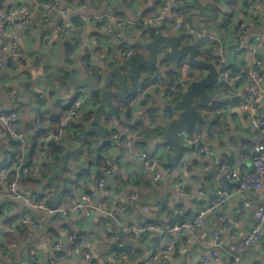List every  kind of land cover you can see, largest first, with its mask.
Here are the masks:
<instances>
[{"label":"crops","instance_id":"obj_1","mask_svg":"<svg viewBox=\"0 0 264 264\" xmlns=\"http://www.w3.org/2000/svg\"><path fill=\"white\" fill-rule=\"evenodd\" d=\"M45 1L47 0L0 2V15L21 5H27L31 13L27 27L14 21L7 24L5 17L0 16V46L3 41L9 42L10 38H15L22 44L27 56L24 63L16 64L15 59L0 48V60L3 62L0 67V112L13 108L21 110L20 125L26 134V158H30L32 152L34 133L37 130L51 129L54 120L61 117L77 94L76 88L54 91L42 74L49 75L60 88L59 86L69 81L71 71L79 77L87 74L82 59L94 58L96 66L106 79L109 68L128 59L125 55L128 49L133 50L131 56L136 54L149 56L146 48L135 47L134 42L139 39L146 42L150 40L149 34L152 31L151 27L154 26H144L141 22L144 18L160 14L162 11L160 1L163 2V0H63L62 5L69 9L68 16L72 19L73 25H67V30L62 31L61 20L54 14H51L49 20H45L46 12L42 7ZM175 1L171 0L172 7ZM192 1L196 3V14H193V18L197 21L198 27L220 37L222 51L228 57L230 73L239 70L234 78L233 76L232 79L230 78L229 88L224 89L222 84H215L209 88V95L212 98L207 105H200L206 129L200 133V128H195V133L204 138V142L217 158H230L242 172H250L253 154L250 149H244L243 146L261 141L263 138L251 125L249 120L251 112L242 106L246 101L244 97L248 85L243 74L248 73L246 68L251 65L253 58L250 55H242L240 51L231 52V48L237 42L238 28L242 20L247 21L254 40L264 38V6L260 1L255 0ZM230 7H235L234 13H231ZM112 9L134 22L133 28L122 42L115 40L104 24V19ZM169 16L171 21L162 33L172 36L178 34L179 30L173 25L176 14L171 11L167 13L166 18ZM76 17L81 18L83 24L81 29L77 27L80 22L76 24ZM159 25L162 26L163 23ZM211 46L207 39L199 41L198 56L206 54ZM98 49H101L100 54L94 52ZM98 55L102 56L98 58ZM158 59L162 61L159 67L153 69V78L145 79L147 72L141 69L140 85L150 82L158 73L163 76L168 74L166 69L173 58L167 53L164 57L158 54ZM262 61L260 73L264 75V52ZM181 62L189 63L187 57ZM204 73V69H195L194 75L199 77ZM125 74L128 81H131L128 69L125 70ZM27 80L37 81L39 91L35 90L34 83H26V92L30 96L24 95L21 82ZM216 88L218 90H215ZM14 90L19 94L18 99L12 93ZM83 90V95L90 98L89 89L83 88ZM40 95L43 96L42 100ZM150 96L155 119L149 129L144 128L141 120L142 103L137 98V92L131 98L115 100L120 117L109 119L103 114L100 115V122L106 127L107 134L101 136L98 132H92L91 134H94L92 146L89 148L84 141V148L68 155L66 167L53 179L58 187L56 195L58 206L64 207L69 200L78 199L79 191H92L95 181L103 178V187L99 188L96 197L91 201L93 205L105 204L103 210L52 216L29 211L30 207L25 201L10 196L0 201L2 246L0 256H4L8 264H47L56 254L57 242L61 243L63 250L67 252L71 247L78 245L82 250L81 253L83 251L90 253V261L97 264H202L200 259L204 254L210 253L214 232L219 226L217 217L211 213L205 217V224L199 231L187 233L182 240H177L173 250L170 251L166 250L167 238L158 233H146L130 243L126 250L122 249L127 242L126 239H114L119 235L122 225L135 227L149 219L162 222L165 221L168 212L174 215L172 222L180 224L186 220L188 214L199 210L203 201L199 193L201 188L211 198L220 188L232 187V183L221 173L205 168L206 160L188 146L181 136L185 147L181 150L180 157L176 161L172 160L175 154L174 145L171 146L164 140L167 122L170 119L166 114L171 109L172 101L158 91H153ZM97 105H93L92 100V103L85 106L83 112L75 119L72 128L66 131L64 139L66 148L79 146L73 131L77 132L81 127L86 129L92 126L86 121L85 113L91 109L95 110ZM164 115L167 118H164ZM253 115L264 117V99ZM2 127L0 121V130ZM131 132L137 133L138 137L134 141L144 149L157 151L165 145L172 147L169 158L166 159L169 174L163 176L162 180L155 181L152 174H144L143 164L127 154L124 138L125 134ZM115 133L116 137H114ZM72 136L74 140L71 141ZM43 137L39 142L41 144ZM232 145H236L237 148H232ZM21 152L20 141L0 137V164L3 167L4 162L9 165L13 154L17 153L16 157H18ZM98 154L104 155L105 159L110 158L115 165L113 170L107 172L110 167L107 164V171L99 178L96 177L97 166L89 164ZM32 156V163H35L39 158V151ZM47 162L49 161L41 160L39 168ZM61 165L60 161L53 174ZM87 168L90 169V175L79 177V171ZM5 169L6 166L0 173ZM7 176L4 179L0 178V189L3 192L7 190ZM180 176L191 188L189 195L181 192L176 181ZM48 179L34 191L26 190L22 183L23 191L33 198L43 196V200L47 198L52 200L56 188L48 183ZM67 191L70 197L66 195ZM248 198L251 200L250 206L245 205V197L235 195L224 209L227 220L224 232L225 249L231 243L241 241L255 223L253 212L261 204L262 197L251 193ZM26 212L30 214L32 212V217L41 226L34 227L23 223L22 217L27 214ZM109 214L114 217V222L108 219ZM64 236L68 238L67 245L63 242ZM114 244L118 247L113 248ZM131 248L138 254L131 253ZM32 250L36 251V254H33ZM227 261L228 256L224 254L222 264H226ZM67 262L65 259L60 264H68ZM75 263L76 260L72 264ZM239 264H264V233L258 243L249 247Z\"/></svg>","mask_w":264,"mask_h":264},{"label":"built area","instance_id":"obj_2","mask_svg":"<svg viewBox=\"0 0 264 264\" xmlns=\"http://www.w3.org/2000/svg\"><path fill=\"white\" fill-rule=\"evenodd\" d=\"M255 1H260L264 6V0ZM62 2L63 0H47L42 4V7L46 12L45 20H49L51 14H54L60 18V28L62 31H65L68 28L67 25H73V22L68 16L69 9L66 6H63ZM171 10V0H163L162 11L160 14L144 18L141 23L144 26L159 25ZM0 16L5 17L7 24L18 19L22 26L27 27L30 22L31 13L27 5H21L17 9H11ZM104 24L109 33H111L114 39L119 42L125 40L126 34H128L134 26V22L131 19L118 16L114 9H112L108 16H106ZM113 24H116L118 27V33H114L112 27ZM173 25L175 29L179 30L184 41H201L207 39L212 46L217 47L222 44L218 35L195 28L191 24H188L185 15L181 12L176 14ZM82 26L83 24L81 23L77 25L79 29H81ZM238 29L237 42L231 48V52L240 51L242 55H250L253 58L251 65L246 68L248 72L246 78L248 85L245 93L246 96L244 97L246 101L242 106L251 112L249 120L253 129L263 136L261 141L251 142L243 146L244 149H250L252 151V170L250 172H242L228 158H217L215 153L211 151L204 142V138L201 135L191 134L188 131L182 132L180 136L185 143L201 154L206 160L207 163L205 168L214 169L221 173L232 183V187L220 188L217 190L215 196L211 198L208 197L205 190L201 188L199 193L202 195L203 201L199 210L196 213L188 214L186 220L180 224L173 223L172 219L174 215L173 213L168 212L165 221L162 222L149 219L135 227L122 225L120 231L123 235L120 236L119 234L115 236V240L124 238L129 242H135L146 233H158L167 238L166 250L170 251L173 250L177 240H182L187 233H195L199 231L205 224V217L210 213L217 217L219 226L214 232L213 247L210 253L204 254L200 259L202 264H207L209 262H212L213 264H222V257L224 254L228 256L226 264H239L241 258L247 252L249 247L261 240L264 233V117H257L253 114L257 111L260 102L264 99V75L260 73L263 65L264 38L254 40L250 34L248 23L245 20L241 21ZM0 48L3 52L10 54L12 58L15 59L16 64L25 62L27 57L26 52L19 40L10 38L9 42L3 41ZM132 54V49H128L125 52L126 57H130ZM218 54L219 60L217 63L214 62V64L218 76L223 83V81L231 75V69L229 68L227 55H225L222 50L219 51ZM101 56L102 55H98L97 57L99 58ZM82 62L88 72L91 73L97 81H102L103 72H101L96 66V60L94 58L82 59ZM2 65L3 62L0 60V67ZM195 69L196 68L190 63L181 62L176 64L172 59L169 67L166 69L168 74L163 76L158 73L153 80L144 85H140L137 88V98L142 103L141 120L145 129H149L155 119L150 94L153 91H158L162 96L171 100L173 107H171L166 115L170 118H174L179 112V109L176 108L175 105L182 101V91L195 74ZM238 72L239 70L237 71V74ZM76 90L77 94L59 118L56 127L46 131L43 137V148L39 151V158L35 163H32V161L25 156L26 134L23 132L20 125L21 110L13 108L6 112H0V121L3 124V127L0 130V137L18 140L22 146V152L16 158L17 161L15 166L10 168V166L4 162L6 169L4 172L0 173V178L4 179L11 170L14 178L8 182L6 191L3 192L0 189V201L10 196L18 200H23L29 207L45 211L52 216H67L81 211L91 213L103 210V205L105 204L93 205L91 203L93 198L96 197L99 188L104 185L103 178L95 181L92 191H79L78 199L69 200L64 207H53L47 202V200H36L35 198L26 195L22 189L21 180L26 174L30 173L32 176L39 175V163L41 160L53 162L54 156L49 153V146L52 142L63 141L65 139L66 131L72 128L73 122L81 112H83V108L92 103V97L89 98L83 95L84 90L82 88H76ZM12 93L15 95V98H19V94L15 90L12 91ZM40 97H42V100L43 96L40 95ZM73 133L75 134L74 131ZM116 136L117 134L115 133L114 137ZM137 137L138 135L136 132L125 134L124 145L127 154L143 164L144 174H152L155 181L162 180L163 176L169 174L166 159L169 158L168 155L172 147L170 145H165L161 150L157 151L144 149L135 143L134 139ZM70 140H74V137L72 136ZM232 148L236 149L237 146L232 145ZM106 162L110 165L107 169L108 171H106L109 172L113 170L115 165L111 159L107 158ZM176 181L179 183L181 192L185 195H189L191 188L187 185L184 178L180 176ZM251 193L262 197L261 204L253 212L255 223L241 241L231 243L228 248L225 249L224 232L227 227V220L224 214V209L235 195L245 197V205L250 206L251 200L248 198V195ZM22 222L34 227L41 226L31 214L24 215L22 217ZM55 250L56 254L54 255V258L49 260L47 264H60V262L65 259L68 261V264H72L74 260H76L75 264H97L96 262L90 261V253L86 251L81 253L82 250L78 245L74 246L69 252H67L63 250L61 243L57 242L55 244ZM32 253L36 254V251L32 250ZM131 253L135 254L133 248H131ZM66 254H68V256Z\"/></svg>","mask_w":264,"mask_h":264},{"label":"water","instance_id":"obj_3","mask_svg":"<svg viewBox=\"0 0 264 264\" xmlns=\"http://www.w3.org/2000/svg\"><path fill=\"white\" fill-rule=\"evenodd\" d=\"M14 22L19 23V20L15 19ZM155 28L156 36L154 38L150 39L148 42L141 39L134 42V45L146 48L149 52V56L145 57L142 54H136L128 57L127 60L109 68L107 70L106 79L103 77L102 81H97L96 78L89 72H87L86 75L79 77L71 71L69 81L58 88L49 75L42 74V77L47 79L54 91L59 92L64 89L88 88L91 96L92 94L99 95L101 102L94 110V117L90 122V125L92 126H88L84 131L76 134L79 146L66 149L65 153L61 156L62 165L48 179V183L53 184L56 188L51 200V205L53 207L58 206V202L56 200L58 187L53 182V179L66 167L67 156L83 149V138L92 132H98L101 136H105L107 134L106 127L100 122V115L103 114L109 119L110 117H120L119 109L115 105V100L117 101L132 97L137 88L140 86L139 82L142 68L147 72V77L145 79H148L149 77L153 78V69L155 67H159L163 59H158V54H162L164 57L167 53H169L176 64L180 63L184 57H187L188 62L195 68H202L205 70V73L200 75L197 79L189 80V83L182 91V101L175 105V107L179 109L177 116L170 118L167 122L164 140L171 142L174 145L175 154L172 157L173 161H176L180 157L181 150L185 147L181 141L180 134L184 131L199 128L204 122V116L200 111V105H207L209 100L212 98L208 91L211 86L215 84H222V80L218 76L215 64L198 56L199 41L195 40L194 42H184L182 35L179 33L168 36L159 31L161 28L160 25H156ZM87 42L89 44V41ZM126 69L130 72L131 81H128L125 74ZM30 82L34 83L35 90L39 91L37 81L27 80L25 82H21L24 95L30 96V94L26 92L27 88L25 86L26 83ZM171 107H173V105H171ZM164 118H167V116L164 115ZM34 210L38 213H46L45 211L37 209ZM107 217L114 222V217L111 214L107 215ZM119 234L120 236L123 235L121 231ZM63 242L67 245V236L63 237ZM130 243L132 242L127 241L122 249L126 250ZM117 247V244L113 245V248Z\"/></svg>","mask_w":264,"mask_h":264},{"label":"trees","instance_id":"obj_4","mask_svg":"<svg viewBox=\"0 0 264 264\" xmlns=\"http://www.w3.org/2000/svg\"><path fill=\"white\" fill-rule=\"evenodd\" d=\"M2 1L3 0H0L1 3H2ZM245 1L248 2L249 0H245ZM160 4L162 6L163 2L160 1ZM195 6H196V3H195V1H192V0H176L175 1V5L172 7L171 11H173L175 14H178L179 12L183 13L185 15L186 19H187L188 24H191L195 28L202 29V28L198 27L197 21L193 18L194 17L193 14H196V7ZM234 9H235V7H230L231 13H234ZM117 15L122 17L118 13H117ZM170 17L171 16H169V17H167L166 19L163 20V22H162L163 25L161 26L159 31L162 32V31L167 29V27H168V25H169V23L171 21ZM75 21H76V24L78 22L81 23V18L80 17H76ZM112 27L114 29V33H118L119 32L118 27L116 26V24H113ZM151 29H152V31H150L151 33L149 34L150 35V39H152V38H154L156 36V28H155V26L151 27ZM93 33H95V32H93ZM93 33H91V35ZM135 47H140V46L139 45H135ZM221 50H222L221 46H217V47L216 46H211L209 48V50L206 52V54H202L200 56V58H202V59H204L206 61L217 63L218 60H219V54L218 53ZM94 52H96L97 54H100L101 53V49H98V50H96ZM167 63H168V61H167ZM196 69H199V68H196ZM200 69H202V68H200ZM236 74H237V70L235 72L232 71V74L227 78V80L223 81L222 85H224V89L225 88H229L230 78L232 79V76L234 78V75H236ZM243 75L246 76V78H247V73H244ZM197 77L198 76L195 77V75L193 76L194 79L195 78L197 79ZM215 90H218V88H216ZM91 97L93 99V105H97V104L100 103V98H99L98 94H92ZM63 113H64V111H63ZM93 117H94V109H91V111L85 113L86 121L91 122L93 120ZM58 122H59V118L54 120L52 128L54 126H56ZM199 128H200L199 129L200 133H202L206 129L205 122H203ZM84 130H85V128L81 127L77 132H75L74 137H77L76 134L78 132H82ZM188 132L191 133V134H196L195 133V129L189 130ZM45 133H46V131H44V130H37L34 133V135L32 136V152H31V155L29 156L30 158H28L30 161H32V159H33L32 158L33 157L32 154L33 153L35 154L36 151H40L43 148V144H41L39 142L41 141V139L45 135ZM93 136H94V134H89L84 139V141H86V144H87V146H89V148L93 144V140H92ZM167 143L170 144L171 146L173 145L171 142H167ZM64 145H65L64 140L61 141V142H52L51 143V145L49 146V153L54 156L53 162L43 163L41 165V168L39 169L40 173H39L38 176H32V174L28 173L22 178L21 184L23 183V185H25V189L26 190L34 191L39 185H43V182L46 179H48L53 174L54 169L59 165V163L61 161L60 160L61 156L65 153V151L67 149ZM16 146H17V144H16ZM18 146H19V144H18ZM19 151H20V149H19ZM16 155H17V153L13 154L12 160H10V162H9V165H10L11 168H12L13 164L16 163V161H17L16 160V158H17ZM106 159H107V157H106ZM106 159H105L104 155L98 154V155H96L94 157V159L91 162H89L90 165H96L97 166V168H98V172L96 174L97 178L101 177L104 174V172H106V166H107ZM228 159L230 160V158H228ZM167 166H168V164H167ZM4 168H5V166L3 167L2 164H0V172ZM87 175H90V169L89 168L81 169L79 171V174H78L79 177H83V176H87ZM13 178H14V175H13L12 170H11L9 175L7 176V182H9ZM22 189H24V187ZM66 195H69L68 191L66 192ZM70 196L71 195H69V197ZM42 197L43 196H38V197H35V199L36 200H43ZM46 200L49 203L51 202L50 198H47ZM29 211L36 212L31 207H30ZM32 212H31V215H32ZM26 213L30 214L29 212H26ZM0 247H2L1 244H0ZM72 248L73 247H71V249ZM0 252H2L1 249H0ZM137 254H138V252L135 253V255H137ZM8 263L9 262L7 261L6 258H4V256H0V264H8Z\"/></svg>","mask_w":264,"mask_h":264}]
</instances>
